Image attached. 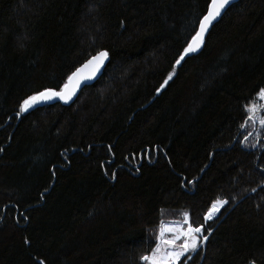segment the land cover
Listing matches in <instances>:
<instances>
[{
  "label": "trees",
  "instance_id": "trees-1",
  "mask_svg": "<svg viewBox=\"0 0 264 264\" xmlns=\"http://www.w3.org/2000/svg\"><path fill=\"white\" fill-rule=\"evenodd\" d=\"M209 3L0 0V264H146L186 220L208 239L178 264H264V125L247 112L264 0L231 5L177 64ZM100 50L73 103L21 110Z\"/></svg>",
  "mask_w": 264,
  "mask_h": 264
},
{
  "label": "snow or ice",
  "instance_id": "snow-or-ice-1",
  "mask_svg": "<svg viewBox=\"0 0 264 264\" xmlns=\"http://www.w3.org/2000/svg\"><path fill=\"white\" fill-rule=\"evenodd\" d=\"M230 2V0H210V3L207 5V13L203 18L198 22L199 30L196 31L195 35L191 38V42L183 50V54L176 61L177 64L184 59V56L188 53L196 51L201 44L203 43V38L207 32L209 25L221 14V10ZM108 57V52L106 50L97 51V53L92 56L83 67H88L89 65L93 66V73L99 69L103 64L105 59ZM82 68L76 69L69 77L68 81L71 82L74 79L78 81L79 74L82 71ZM173 73L168 74V80L172 78ZM168 80L164 81V84L161 85V88L168 83ZM68 88V84L64 85V89L61 91H56L54 89L48 88L43 91H38L34 95L28 96L23 100L20 108L22 111H27L32 106L49 100L56 97L61 99H69L71 93L65 91ZM159 91V89H158ZM257 96L260 100H264V88L259 89ZM264 112V105L252 104L247 106V112L249 114V119H255L257 112ZM259 123L264 125V116H261ZM243 127V125H241ZM247 139V138H245ZM227 201L217 200L213 202L211 208L209 209L208 218H211V215L218 210V205H223ZM187 217V214H185ZM187 223V220L185 221ZM203 225L193 227L191 224H188L187 228H180L173 235L172 239H164V229L161 228L160 236L158 237L159 243L156 247L152 249L150 255H142L141 260L147 262V264H177L180 258L189 250H195L199 246V241L201 239V234L203 233ZM202 239L206 241L207 236H203ZM177 240H183V243L177 244ZM254 264V262H253Z\"/></svg>",
  "mask_w": 264,
  "mask_h": 264
},
{
  "label": "water",
  "instance_id": "water-1",
  "mask_svg": "<svg viewBox=\"0 0 264 264\" xmlns=\"http://www.w3.org/2000/svg\"><path fill=\"white\" fill-rule=\"evenodd\" d=\"M237 1L239 0H230V2L221 10V14L220 16H218L212 23L211 25H209V28L207 30V32L205 33L204 35V38H203V42H204V39L206 37V35L208 34L210 28L212 27L213 24H215V22H217L220 17L223 15V13L231 6L233 5L234 3H236ZM203 46V43L201 44V46L196 50V51H193L191 53H196L198 52ZM94 56V55H93ZM91 58V57H90ZM89 58V59H90ZM88 59V60H89ZM109 55L108 57L105 59V61L103 62V64L99 67L98 70H96L94 73H93V66L89 65L88 67H83V65H85V63L88 61L86 60L83 64H81L78 68H82V71L81 73L79 74V79L78 81L77 80H73L71 82H69L67 80V84H68V88L65 89V91L67 92H70L71 93V97L67 100L65 99H61L59 97H56V98H53V99H49V100H46V101H43V102H40L36 105H34L33 107L34 108H37V107H40V106H45V105H48V104H51V103H63V104H71L75 101V99L77 98V96L79 95L80 91L82 90L83 87H85L86 85H90L92 83H94L96 80H98L100 78V76L103 74L104 72V69L107 65V63L109 62ZM77 68V69H78ZM76 71V70H75ZM74 71V72H75ZM64 89V87L62 88ZM61 89V90H62ZM61 90H56V91H61Z\"/></svg>",
  "mask_w": 264,
  "mask_h": 264
},
{
  "label": "rangeland",
  "instance_id": "rangeland-1",
  "mask_svg": "<svg viewBox=\"0 0 264 264\" xmlns=\"http://www.w3.org/2000/svg\"><path fill=\"white\" fill-rule=\"evenodd\" d=\"M254 104L264 105V100H260L259 97H258V100H257ZM261 116H264V112H259V111H258V112H257V115H256V118H255V121H256L257 125H261V124L259 123V119H260ZM222 206H223V205H218V210L215 211V212L211 215V218H213L215 215H217V213H218L219 210L222 208ZM208 214H209V212H208ZM208 214L206 215V218H207V219H210V218H208ZM187 226H188V224H186V222H185V224H184L183 221H178V223H168V222H167V223H163L162 226H161V228L164 229V239H172V238H173V235H174V233H175L176 231H178L180 228H185V229H186ZM202 237H203V234H201V239H202ZM201 239H200V241L198 242L199 244L203 242ZM158 243H159V241H158ZM176 243H177V244L183 243V240H177ZM190 251H192V250H189L188 252H186V253L180 258V260H181V259H182L187 253H189ZM180 260H179V261H180ZM179 261H178V262H179ZM178 262H177V264H178ZM146 264H147V262H146Z\"/></svg>",
  "mask_w": 264,
  "mask_h": 264
}]
</instances>
